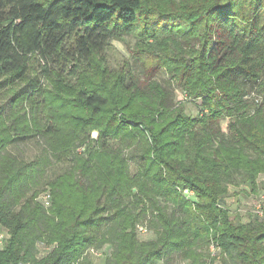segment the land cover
Returning a JSON list of instances; mask_svg holds the SVG:
<instances>
[{"label":"trees","instance_id":"obj_1","mask_svg":"<svg viewBox=\"0 0 264 264\" xmlns=\"http://www.w3.org/2000/svg\"><path fill=\"white\" fill-rule=\"evenodd\" d=\"M263 13L264 0H0L2 102L23 85L0 104V264H87L90 249L104 264H206L210 246L220 264H264V212L244 223L225 203L264 174ZM132 35L141 73L108 71L101 54ZM157 72L200 101L195 117ZM29 139L40 154L25 160L12 149ZM51 159L69 166L49 178Z\"/></svg>","mask_w":264,"mask_h":264},{"label":"rangeland","instance_id":"obj_2","mask_svg":"<svg viewBox=\"0 0 264 264\" xmlns=\"http://www.w3.org/2000/svg\"><path fill=\"white\" fill-rule=\"evenodd\" d=\"M261 23H264V13L261 15ZM138 45V40L136 35L132 36H124L122 41H112L110 45L107 47L104 53L101 54L102 58L105 62V67L110 72H118L125 75H139L141 73L140 63L134 60H137V54L140 52ZM100 58V56H99ZM39 63L32 62L29 65V70L32 78L36 73L39 71ZM154 81L158 82L161 86H164L168 89L169 93L173 97V103L175 106L181 104L184 109V113L186 115L195 117L199 112L200 108V101L199 100H190L186 98V95L180 90V88L171 81L167 75L163 72H157L155 77L153 78ZM40 83L43 86L46 85V79L39 77ZM22 84H16L12 87L11 90L5 91L3 93V102H6L9 98L12 97L15 91H18L22 88ZM2 99L0 98V104L3 103ZM221 130L225 134L228 131V120L225 119L221 122ZM91 138H97V132H91ZM40 143V142H39ZM13 152L18 154L19 157L25 160H31L34 156H39L40 154V147L35 139H29L22 144H19L17 149H12ZM125 155L129 158V170L131 174L136 172L140 164V157L138 149L127 150L125 151ZM68 162L67 161H55L54 159L50 160V165L45 169V173L47 177L53 178L59 174H61L67 168ZM264 174L258 177L257 180V188L256 193L253 194L249 192L248 189H234L230 188L227 198L225 200L226 206L231 214V216H239L240 220L244 223L252 221L255 217L262 218V213L264 212ZM48 195L47 192H41L37 200L42 202L44 205H49L48 201H43V197ZM183 196L188 200H193V196L190 192H183ZM264 214V213H263ZM263 219V218H262ZM147 228V232L143 233L140 232L142 235H139V239L141 240H151L153 239L154 232L149 230V227L143 224ZM144 229V228H143ZM4 232L0 231V235L3 236V240L7 239L8 237L4 236ZM3 241V242H4ZM4 244V243H3ZM2 244V246H3ZM0 246V248L2 247ZM209 253L206 251L207 255V262L206 264H220L222 260V256L220 253L216 252L215 249H211L209 247ZM105 251L108 252V249H103L101 252ZM47 252V249L42 244H37V257L40 258ZM104 254V253H103ZM100 255V251L95 250H88L85 253V261L87 264H104L105 257L104 255ZM156 264H163V262H159ZM168 264H186L182 260L179 259L177 256H172L171 260Z\"/></svg>","mask_w":264,"mask_h":264},{"label":"built area","instance_id":"obj_3","mask_svg":"<svg viewBox=\"0 0 264 264\" xmlns=\"http://www.w3.org/2000/svg\"><path fill=\"white\" fill-rule=\"evenodd\" d=\"M49 200V195H46L45 197H43V201H48ZM138 231L139 232H142V233H144L145 232V230L143 229V228H138ZM3 236H1L0 235V246H2V244H3ZM211 249H212V247H211ZM214 249V248H213Z\"/></svg>","mask_w":264,"mask_h":264},{"label":"crops","instance_id":"obj_4","mask_svg":"<svg viewBox=\"0 0 264 264\" xmlns=\"http://www.w3.org/2000/svg\"><path fill=\"white\" fill-rule=\"evenodd\" d=\"M0 231L2 232V234H3V232H4V233H5L4 236L7 237V234H6L5 231H3L1 228H0Z\"/></svg>","mask_w":264,"mask_h":264}]
</instances>
